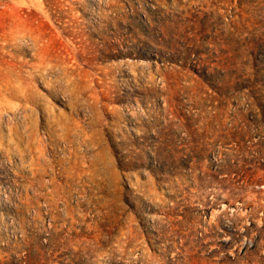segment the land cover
<instances>
[{"label":"rangeland","instance_id":"rangeland-1","mask_svg":"<svg viewBox=\"0 0 264 264\" xmlns=\"http://www.w3.org/2000/svg\"><path fill=\"white\" fill-rule=\"evenodd\" d=\"M0 264H264V0H0Z\"/></svg>","mask_w":264,"mask_h":264}]
</instances>
